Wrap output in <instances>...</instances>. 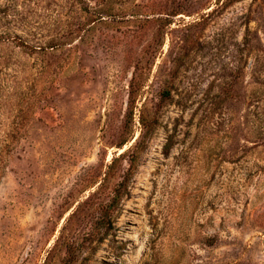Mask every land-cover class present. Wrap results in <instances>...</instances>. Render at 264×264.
Here are the masks:
<instances>
[{"label":"rangeland","instance_id":"374dc122","mask_svg":"<svg viewBox=\"0 0 264 264\" xmlns=\"http://www.w3.org/2000/svg\"><path fill=\"white\" fill-rule=\"evenodd\" d=\"M0 264H264V0H0Z\"/></svg>","mask_w":264,"mask_h":264},{"label":"trees","instance_id":"16d2710c","mask_svg":"<svg viewBox=\"0 0 264 264\" xmlns=\"http://www.w3.org/2000/svg\"><path fill=\"white\" fill-rule=\"evenodd\" d=\"M130 94H131V96L133 95V90L131 91V93H130ZM124 144H125V143H123L121 146H123Z\"/></svg>","mask_w":264,"mask_h":264}]
</instances>
